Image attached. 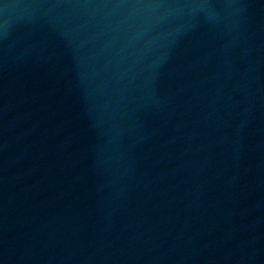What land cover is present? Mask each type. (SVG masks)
<instances>
[{
	"label": "water",
	"instance_id": "water-1",
	"mask_svg": "<svg viewBox=\"0 0 264 264\" xmlns=\"http://www.w3.org/2000/svg\"><path fill=\"white\" fill-rule=\"evenodd\" d=\"M0 264H264V0H0Z\"/></svg>",
	"mask_w": 264,
	"mask_h": 264
}]
</instances>
